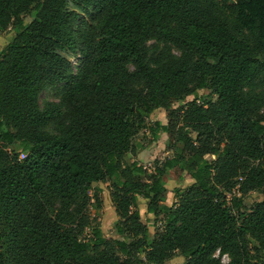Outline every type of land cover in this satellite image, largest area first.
Returning a JSON list of instances; mask_svg holds the SVG:
<instances>
[{
  "label": "trees",
  "instance_id": "1",
  "mask_svg": "<svg viewBox=\"0 0 264 264\" xmlns=\"http://www.w3.org/2000/svg\"><path fill=\"white\" fill-rule=\"evenodd\" d=\"M9 27L0 264H264V200H244L264 192V0H0ZM62 51L79 56L76 69ZM53 86L60 100L42 106ZM159 108L168 123L149 125ZM143 130L168 134L173 156L129 161ZM178 166L193 182L168 205ZM104 185L119 238L93 212ZM140 197L163 216L154 236Z\"/></svg>",
  "mask_w": 264,
  "mask_h": 264
},
{
  "label": "rangeland",
  "instance_id": "2",
  "mask_svg": "<svg viewBox=\"0 0 264 264\" xmlns=\"http://www.w3.org/2000/svg\"><path fill=\"white\" fill-rule=\"evenodd\" d=\"M67 7L69 9H76L80 12L73 2L68 1ZM35 12H30L25 14L24 19L26 23L30 22L34 18ZM16 36V31L13 27H9L8 29L0 31V52L3 51L8 44L13 40ZM63 55L69 58L72 65L76 69V66L79 63V56H75L69 52L62 51ZM209 91L203 90L199 92V96L204 98L207 97ZM216 98V96H215ZM194 96H189L186 99V103L192 101ZM60 100V89L59 86H53L45 89L40 95V104L43 106L47 101H59ZM185 102L175 101L172 104V108L179 107L184 105ZM198 102H202V99H198ZM169 111L165 108L156 109L149 118V125L154 124L156 121H160L163 124H167ZM169 135L160 133L157 137L151 135L149 130H143L137 137V155L129 156V161L137 160L143 166L153 168V165L156 161L163 162L166 158L173 156V151L170 150L169 144ZM193 179L190 175L185 173L180 166L171 170L169 174L166 176V185L169 189L168 196L166 198L165 203L168 205H173L177 200L175 198L174 190L186 189L191 183ZM103 206L98 211H94V214L97 215L98 221L103 229L104 235L108 238H119L115 231V223L117 222L118 215L115 211L114 205L111 200L110 191L107 186H103ZM245 202L248 205H252L257 201L264 200V192L254 191L250 192L245 196ZM139 210L141 212V219L150 229L151 235L154 236L157 231L162 229L163 222L162 217L157 218L154 214L148 212L147 200L140 197L139 198ZM218 255V252L216 253ZM185 258L181 254H176L167 264H183ZM223 262H229V257L224 255L222 257Z\"/></svg>",
  "mask_w": 264,
  "mask_h": 264
},
{
  "label": "built area",
  "instance_id": "3",
  "mask_svg": "<svg viewBox=\"0 0 264 264\" xmlns=\"http://www.w3.org/2000/svg\"><path fill=\"white\" fill-rule=\"evenodd\" d=\"M20 157L21 159H24L26 157V154L22 153Z\"/></svg>",
  "mask_w": 264,
  "mask_h": 264
},
{
  "label": "water",
  "instance_id": "4",
  "mask_svg": "<svg viewBox=\"0 0 264 264\" xmlns=\"http://www.w3.org/2000/svg\"><path fill=\"white\" fill-rule=\"evenodd\" d=\"M94 185H95V183H94Z\"/></svg>",
  "mask_w": 264,
  "mask_h": 264
}]
</instances>
